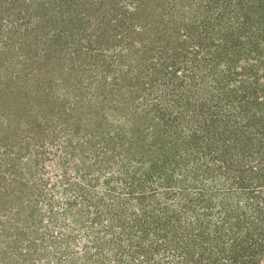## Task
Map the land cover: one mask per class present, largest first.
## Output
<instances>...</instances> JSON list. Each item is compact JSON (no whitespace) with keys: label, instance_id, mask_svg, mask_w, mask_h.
<instances>
[{"label":"rangeland","instance_id":"1","mask_svg":"<svg viewBox=\"0 0 264 264\" xmlns=\"http://www.w3.org/2000/svg\"><path fill=\"white\" fill-rule=\"evenodd\" d=\"M103 1L102 7L98 0H0V264H96V250L108 258L113 247L123 249L114 242L117 227L109 228L117 211L111 213L108 194L113 186L110 195L126 194L123 185L136 170L156 171L146 170L149 162L142 168L123 165L129 160L122 157L131 153L136 160L145 158L134 156L139 146H130L145 133L149 139L151 126L142 117L156 114V103L169 104V90L181 98L177 108L187 112L211 90H231V98H236L237 90L263 87L255 77L264 84V63L250 59L227 65L220 60L225 50L221 37L199 39L205 30L224 34L220 26L225 20L210 22V10L201 7L181 14L183 0H172L176 11L170 12L178 13L171 17L172 42L163 43L162 33L156 37V31L152 39L139 37L146 45L154 42L152 50L167 43L175 50L174 65L179 69L168 78L152 71V54L159 50L149 58V47L143 48L145 55L140 40L132 45L136 33L128 19L133 0ZM167 5L162 1V12ZM149 6L145 9L156 18L161 10ZM251 66L256 71L244 73ZM246 77L251 86L243 87L240 81ZM214 107L228 117L234 110L230 105ZM172 134L163 130L158 142L168 141ZM128 184V190L140 186ZM150 184L163 190L156 180ZM212 185L211 191L224 193L222 186ZM178 196L171 198L180 207ZM159 197L156 201L168 196ZM228 198L234 207L238 194ZM208 203L205 200L197 214L182 218L185 224L218 220V206L210 217L203 215ZM97 206L104 214H96ZM127 206L125 215L134 209ZM87 244L90 255L82 257Z\"/></svg>","mask_w":264,"mask_h":264},{"label":"trees","instance_id":"2","mask_svg":"<svg viewBox=\"0 0 264 264\" xmlns=\"http://www.w3.org/2000/svg\"><path fill=\"white\" fill-rule=\"evenodd\" d=\"M162 1L169 5L163 12ZM170 1L133 0L134 5L129 9L130 28L136 33L132 45L140 40L145 55L144 47H149L148 54L159 50L152 54L156 58L152 71L168 78L175 76L179 69L174 65L175 50L172 52L168 43L163 48L152 50L150 46H154V42L146 45L139 37L152 39L156 31V37L162 33V42H169L172 36L175 37L173 29L170 32L171 17L201 7L205 12L210 10L208 18L212 23L225 20L226 25L220 26L223 36L215 30L202 31L199 36V39L204 36L212 40L216 36L221 37L225 50L220 60L227 65L250 59L264 63V0H183L178 13L170 12L176 11L173 1ZM103 3V0H98L100 6ZM149 4V7L161 10L159 15L156 13V18L145 9ZM220 6L226 7L225 12L220 10ZM149 17L152 18L148 20ZM124 31L129 36V31L125 28ZM188 33L192 38V31ZM199 49L206 50L204 46ZM218 61L215 66H218ZM253 71L256 69L251 66L244 73L252 75ZM247 81L246 77L240 85L251 86ZM255 82L263 87L257 88L259 90H237L239 95L236 98H231V90H211L212 96L197 102L196 109L187 112L177 108L181 98L174 96V90H169L166 95H170L172 102L169 99L170 103L166 106H162V102L156 103L157 115L153 113L150 117H142L151 126L147 132L149 139L145 133L141 140H131L130 146H139L132 151L134 156L142 154V157L148 158L136 160L130 157L131 153L122 157L123 161L129 160L123 165L142 168L144 163L149 162L151 167L146 170L153 168L156 171L151 174H145V170L139 172L140 169L134 171L132 180L123 185L126 191L123 196L110 195L115 189H112L114 186L109 188L111 213L114 209L117 211L109 228L117 227L114 242L122 245L123 249L113 247L114 251L108 258L102 255L101 250H96L95 255L99 258L92 254L94 260L98 258L96 264H264V84L260 83L258 76ZM257 92L263 93L260 95ZM219 105L233 107L231 116H222L221 110L214 107ZM184 117L188 120L185 124L181 120ZM157 121L159 125L155 126ZM163 130L172 131L174 141L170 138L158 142ZM183 152L188 154L184 156ZM236 163L241 165L236 166ZM231 165L235 168L231 169ZM112 178L113 175L108 179ZM150 180L151 183L156 180L158 186L163 185V190L149 185ZM127 184L140 186L128 190L130 187L127 188ZM212 184L222 186L224 193L211 191ZM188 187L195 191L189 192ZM161 193H165L167 199L156 201ZM175 194L180 196L181 208L175 206L177 202L171 198ZM229 194H238L234 207L229 201ZM219 197L220 201L213 203ZM205 200L209 203L203 215L210 217L213 208L218 206V220L211 222L208 219L206 224L190 222L186 225L182 218L190 212L197 214ZM154 201L157 203L154 204ZM114 204H121L122 207ZM127 205L134 209L125 215ZM183 205L190 210H185ZM97 209L96 214H104L103 208L97 206ZM120 219L122 222H118ZM88 246H85L82 257L90 255Z\"/></svg>","mask_w":264,"mask_h":264}]
</instances>
